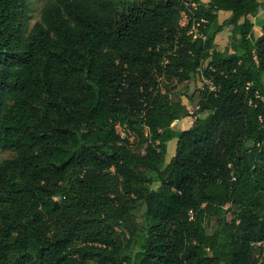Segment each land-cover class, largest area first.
I'll use <instances>...</instances> for the list:
<instances>
[{
	"label": "trees",
	"instance_id": "trees-1",
	"mask_svg": "<svg viewBox=\"0 0 264 264\" xmlns=\"http://www.w3.org/2000/svg\"><path fill=\"white\" fill-rule=\"evenodd\" d=\"M261 5L0 0V264H264Z\"/></svg>",
	"mask_w": 264,
	"mask_h": 264
},
{
	"label": "rangeland",
	"instance_id": "rangeland-1",
	"mask_svg": "<svg viewBox=\"0 0 264 264\" xmlns=\"http://www.w3.org/2000/svg\"><path fill=\"white\" fill-rule=\"evenodd\" d=\"M52 0H24L25 8H24V18H23V26L28 31L32 25L38 21L40 17V11L42 7ZM264 18V1L260 7V12L258 10V14L256 17H250V20L253 22L254 27L252 33L254 36H260L262 34L261 22ZM220 21H223V18L220 17ZM232 28L227 27L221 33L216 35L214 40L215 48L219 51H225L228 48L230 42ZM204 84V80H202L198 75L188 84V95L193 96V100L189 103V110L193 112L196 109V104L198 102V96L196 94V90L201 88ZM188 101V100H187ZM194 118H185L180 121H175L171 128L178 132L182 130L188 129ZM116 131L120 136H124V130L116 126ZM176 140H172L167 144V154H166V163L170 160V158L174 155ZM13 156L11 152H0V162L5 159H10ZM142 206L136 204L134 207V212L132 216L127 219L124 223H122L121 228L126 236L132 235V240L135 237V234L139 231L141 223H142ZM213 224V219H209L208 221V229L211 228Z\"/></svg>",
	"mask_w": 264,
	"mask_h": 264
},
{
	"label": "crops",
	"instance_id": "crops-1",
	"mask_svg": "<svg viewBox=\"0 0 264 264\" xmlns=\"http://www.w3.org/2000/svg\"><path fill=\"white\" fill-rule=\"evenodd\" d=\"M264 0H259V2L262 4ZM260 12V9H259ZM230 16V12H225V11H219L218 12V17L220 19V17L223 18V20L227 19ZM258 37V36H257Z\"/></svg>",
	"mask_w": 264,
	"mask_h": 264
},
{
	"label": "built area",
	"instance_id": "built-area-1",
	"mask_svg": "<svg viewBox=\"0 0 264 264\" xmlns=\"http://www.w3.org/2000/svg\"><path fill=\"white\" fill-rule=\"evenodd\" d=\"M261 245V244H260Z\"/></svg>",
	"mask_w": 264,
	"mask_h": 264
}]
</instances>
